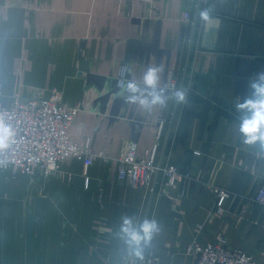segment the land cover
<instances>
[{
  "label": "crops",
  "instance_id": "1",
  "mask_svg": "<svg viewBox=\"0 0 264 264\" xmlns=\"http://www.w3.org/2000/svg\"><path fill=\"white\" fill-rule=\"evenodd\" d=\"M123 62L125 81L141 84L161 68L166 103H126ZM261 72L264 0H0V104L56 89L61 104L81 107L71 137L106 157L88 167L64 158L49 177L0 172V264H131L124 217L158 224L137 264H194L187 244L218 235L264 264V206L254 201L264 148L244 142L236 107ZM130 142L137 160L155 148L174 183L161 171L150 189L118 182ZM215 188L228 194L220 212Z\"/></svg>",
  "mask_w": 264,
  "mask_h": 264
},
{
  "label": "built area",
  "instance_id": "2",
  "mask_svg": "<svg viewBox=\"0 0 264 264\" xmlns=\"http://www.w3.org/2000/svg\"><path fill=\"white\" fill-rule=\"evenodd\" d=\"M184 19H190L189 13L184 15ZM125 70V65H121L118 82L125 81ZM167 88L171 92L175 90L174 79L168 82ZM80 109L79 105L61 104L60 93L56 89L47 98L37 91L25 102L15 97L10 106L0 104V113L6 114L16 130V143L0 153V172L9 171L11 177H15L41 170L45 177H49L57 171L64 158L81 161L84 167L90 166L95 157L106 158L103 151L92 152L90 139L78 143L71 137L69 129ZM135 155L136 144L130 142L125 153L116 158L117 180L133 188L150 189L152 176L158 170L154 160L155 148L145 152L144 160H137ZM159 171L167 185H172L177 178L173 166L164 165ZM85 182L88 183L87 178ZM214 192L217 193L216 207L220 212L228 194L216 188ZM254 201L264 206V186L258 190ZM185 253L192 257L194 264H256L252 255L241 249L229 248L222 235L206 244L193 240L187 244ZM136 261L134 264H137ZM147 261L150 259L147 258Z\"/></svg>",
  "mask_w": 264,
  "mask_h": 264
},
{
  "label": "clouds",
  "instance_id": "3",
  "mask_svg": "<svg viewBox=\"0 0 264 264\" xmlns=\"http://www.w3.org/2000/svg\"><path fill=\"white\" fill-rule=\"evenodd\" d=\"M161 68L149 66L143 73L142 84L132 80L118 82L120 95L126 103L136 104L141 109L151 110L153 106L166 103L165 87L160 85ZM251 94L243 102L236 105L241 113L239 129L247 144H256L264 148V72L258 73L249 84ZM178 101H183L185 93L175 91L171 94ZM16 130L9 122L6 114L0 113V153L16 143ZM155 220L145 219L136 224L132 218L124 217L120 228V238L130 254L142 258L144 248L157 232Z\"/></svg>",
  "mask_w": 264,
  "mask_h": 264
},
{
  "label": "water",
  "instance_id": "4",
  "mask_svg": "<svg viewBox=\"0 0 264 264\" xmlns=\"http://www.w3.org/2000/svg\"><path fill=\"white\" fill-rule=\"evenodd\" d=\"M121 65H125V62H123ZM116 85H118V79L116 80ZM160 167H161V162H159V164L157 166V168H158L157 172L159 171ZM152 192H153V189H152ZM135 261H136V256L132 259L131 264H134Z\"/></svg>",
  "mask_w": 264,
  "mask_h": 264
}]
</instances>
